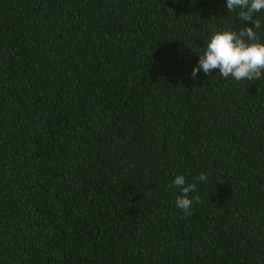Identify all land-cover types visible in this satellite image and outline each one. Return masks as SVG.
<instances>
[{
  "label": "trees",
  "instance_id": "1",
  "mask_svg": "<svg viewBox=\"0 0 264 264\" xmlns=\"http://www.w3.org/2000/svg\"><path fill=\"white\" fill-rule=\"evenodd\" d=\"M225 0H0V264H264V78L190 75ZM206 182L191 214L176 175Z\"/></svg>",
  "mask_w": 264,
  "mask_h": 264
},
{
  "label": "clouds",
  "instance_id": "2",
  "mask_svg": "<svg viewBox=\"0 0 264 264\" xmlns=\"http://www.w3.org/2000/svg\"><path fill=\"white\" fill-rule=\"evenodd\" d=\"M225 6L228 13L237 11L240 21L252 20L255 13L264 12V0H225ZM253 23L254 28L215 30L191 69L192 78L196 79L200 72L207 75L216 69L223 78L231 77L235 81L264 78V41L259 39L256 31L261 24L257 18ZM207 179L206 172H200L194 181H188L184 174L176 175L171 181L172 186L180 190L175 200L176 208L190 215L193 202H199V196L191 194Z\"/></svg>",
  "mask_w": 264,
  "mask_h": 264
}]
</instances>
